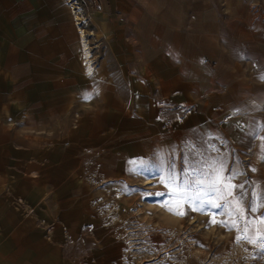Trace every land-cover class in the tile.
Listing matches in <instances>:
<instances>
[{"label": "rangeland", "instance_id": "374dc122", "mask_svg": "<svg viewBox=\"0 0 264 264\" xmlns=\"http://www.w3.org/2000/svg\"><path fill=\"white\" fill-rule=\"evenodd\" d=\"M77 1L75 24L83 30L85 42L81 39L82 68L91 82L95 80L94 99L52 102L32 112L17 109L9 120L16 146L15 157L9 152L16 162L13 202L21 215L8 236L18 238V230L26 231L22 237H27L29 219L48 238L60 229L64 255L74 256L73 264H264L260 241L249 242L264 235V153L249 150L253 142L248 136L237 144L197 130L172 134L171 122L178 116L162 102L159 132L155 134L149 122L141 129L136 115L146 100L136 102L135 96L128 95L126 77L113 60L110 95L105 92L103 71L97 69L108 56L104 40L94 38L93 23L88 21L97 7L94 0ZM255 1L253 8L232 10L243 15H253L255 10L258 26L264 20V0ZM216 9L222 14L231 8ZM60 91L64 89L49 90ZM37 152L52 165L47 174L64 176L56 193L49 191L38 199L46 212L43 219L32 214L28 181L20 180L27 175L28 164L32 177L38 174L34 164L44 163L34 157ZM26 155L30 158L23 159ZM213 164L223 167L224 183L236 186L233 195L228 196V189L220 185L218 193L203 197L222 205L219 208L177 203L183 198L172 194L165 178L174 175L176 184L182 185L193 169L210 175ZM238 236L248 239L238 240Z\"/></svg>", "mask_w": 264, "mask_h": 264}, {"label": "crops", "instance_id": "0c3cea01", "mask_svg": "<svg viewBox=\"0 0 264 264\" xmlns=\"http://www.w3.org/2000/svg\"><path fill=\"white\" fill-rule=\"evenodd\" d=\"M255 2L94 0L97 8L88 21L94 38L104 40L108 56L97 69L103 71L105 92L110 95L113 60L126 77L128 95L136 102L146 100L136 115L141 129L149 122L159 132L162 102L178 116L172 119V134L197 130L237 144L248 136L253 142L249 150L264 153V20L257 26L255 10L253 15L232 10L253 8ZM219 7L231 9L221 14ZM80 30L65 0H0V264L76 260L64 255L60 229L48 238L34 219H29L27 237L18 230V238L8 236L21 215L13 202L16 162L9 152L15 157L16 146L9 120L17 109L32 112L52 102L94 99L95 80L82 68ZM60 87L64 91L49 92ZM33 155L44 164H34L39 171L33 177L28 164L20 180L28 181L32 214L43 219L46 212L38 199L56 193L64 176L47 174L52 165L43 153Z\"/></svg>", "mask_w": 264, "mask_h": 264}, {"label": "snow or ice", "instance_id": "6c2138e0", "mask_svg": "<svg viewBox=\"0 0 264 264\" xmlns=\"http://www.w3.org/2000/svg\"><path fill=\"white\" fill-rule=\"evenodd\" d=\"M211 168L212 173L210 175L206 173H198L195 169H193L191 178L186 182H183L182 185L176 184L177 177L174 175H170L169 177L165 178L164 182L171 187V191L174 196H180L183 198L182 201H177V203H188L190 205L196 204L200 206L207 204L209 208H219L222 205L216 204V202L211 199L204 200L203 197L208 196L212 193H218L220 191V188L218 186L220 185H223V187L228 189V196H232L233 193L231 189L236 186L232 185L231 183H224V178L221 176V173L223 172L222 166H217L216 164H213L211 165ZM228 179H231V177H229ZM219 198L223 199V196H220ZM234 205L238 211H242L239 201L234 200ZM249 208L251 211H256V208L252 207L251 205H249ZM169 210L175 211V209ZM194 210L201 209L196 208ZM176 214L183 215L184 213L178 211ZM261 223L264 224V220H261ZM241 238L248 239L247 236L237 237L238 240ZM257 240H259L261 246L264 247V235L259 236L257 239H250L249 242L256 244Z\"/></svg>", "mask_w": 264, "mask_h": 264}, {"label": "built area", "instance_id": "2783aa9c", "mask_svg": "<svg viewBox=\"0 0 264 264\" xmlns=\"http://www.w3.org/2000/svg\"><path fill=\"white\" fill-rule=\"evenodd\" d=\"M69 6L71 7V11L72 13L74 14V20H75V23L78 22V13H76L79 9V4H78V1L77 0H65Z\"/></svg>", "mask_w": 264, "mask_h": 264}]
</instances>
